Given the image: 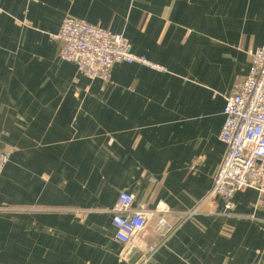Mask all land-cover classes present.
Listing matches in <instances>:
<instances>
[{"label": "crops", "instance_id": "0c3cea01", "mask_svg": "<svg viewBox=\"0 0 264 264\" xmlns=\"http://www.w3.org/2000/svg\"><path fill=\"white\" fill-rule=\"evenodd\" d=\"M73 17L130 41L162 70L116 64L91 80L60 57ZM264 47V0H0V264H264V198L203 205L226 146L225 96ZM122 192L173 211L129 247Z\"/></svg>", "mask_w": 264, "mask_h": 264}, {"label": "built area", "instance_id": "2783aa9c", "mask_svg": "<svg viewBox=\"0 0 264 264\" xmlns=\"http://www.w3.org/2000/svg\"><path fill=\"white\" fill-rule=\"evenodd\" d=\"M55 39L60 43L62 60L75 63L81 75L91 80L108 82L116 64L143 65L162 70L148 59L133 53L124 34L113 33L67 16ZM250 72L237 90L225 96V122L221 141L226 146L223 163L212 190L199 207L183 215L184 219L200 215L203 205L215 206L222 200L224 213L231 214L236 193L246 189L257 191L264 198V47L250 51ZM13 151L0 150V177L10 162ZM116 239L124 247L135 244L151 221L160 235L171 232L168 218L174 213L164 202L151 209L136 197L122 192L112 209Z\"/></svg>", "mask_w": 264, "mask_h": 264}, {"label": "rangeland", "instance_id": "374dc122", "mask_svg": "<svg viewBox=\"0 0 264 264\" xmlns=\"http://www.w3.org/2000/svg\"><path fill=\"white\" fill-rule=\"evenodd\" d=\"M9 150H11V149H9ZM11 151H13V150H11Z\"/></svg>", "mask_w": 264, "mask_h": 264}]
</instances>
